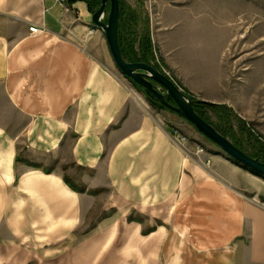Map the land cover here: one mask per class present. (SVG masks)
<instances>
[{
  "label": "crops",
  "instance_id": "1",
  "mask_svg": "<svg viewBox=\"0 0 264 264\" xmlns=\"http://www.w3.org/2000/svg\"><path fill=\"white\" fill-rule=\"evenodd\" d=\"M68 6L0 0V264H264V178L186 153L174 131L194 129L144 102L104 32L83 48L92 14ZM192 73L242 111L225 67Z\"/></svg>",
  "mask_w": 264,
  "mask_h": 264
},
{
  "label": "rangeland",
  "instance_id": "2",
  "mask_svg": "<svg viewBox=\"0 0 264 264\" xmlns=\"http://www.w3.org/2000/svg\"><path fill=\"white\" fill-rule=\"evenodd\" d=\"M75 1L66 0V13L71 10L68 3ZM120 3L135 16L133 29L137 34L135 50L138 55H141L140 43L145 35L151 45L149 63L141 60L128 62H145L154 66L192 100L203 98L206 82L203 75H193V68L198 66L205 72H214L218 67L228 70V85L234 90L237 86L241 87V107L244 110L236 111L229 105L209 101L197 104H220L231 110L232 118L227 126L214 108H205L204 114L212 124L227 133L228 136L225 137L233 144L235 142L248 155L260 157L264 161V0H119V8ZM98 8L99 6L92 11L88 7L90 14ZM105 10L104 22L109 14V3ZM77 22L81 24L80 20ZM71 26L73 28L76 25ZM90 29L94 30L92 34L88 32ZM98 30L103 33L102 29L91 24L87 32L80 37L79 42L83 48L86 47L87 39ZM163 47L175 56L172 68L162 56ZM190 52L200 57L199 60L193 58L188 62L187 56ZM129 81L148 105L160 112L181 118L194 129L190 133L180 130L177 126V130H180L177 131L180 141H187L184 146L186 153H193L201 162L205 158L204 153L196 154L198 147H203L204 151L208 148L219 149L180 115L166 107L159 109L153 106L145 93L146 90ZM167 97L169 96H165L166 101L174 104L173 100ZM179 132L186 137L184 141L181 140L183 135Z\"/></svg>",
  "mask_w": 264,
  "mask_h": 264
},
{
  "label": "water",
  "instance_id": "3",
  "mask_svg": "<svg viewBox=\"0 0 264 264\" xmlns=\"http://www.w3.org/2000/svg\"><path fill=\"white\" fill-rule=\"evenodd\" d=\"M108 3L110 10L107 21L104 22L105 7ZM91 23L103 30L112 58L118 70L126 78L155 95L160 104L186 119L199 133L218 146L231 159L264 177V161L260 157H252L242 151L194 110V103H209L208 101L190 99L171 79L148 63L125 60L120 50L118 38L119 0H101L99 8L92 14ZM166 95L173 100L174 104L166 101Z\"/></svg>",
  "mask_w": 264,
  "mask_h": 264
},
{
  "label": "trees",
  "instance_id": "4",
  "mask_svg": "<svg viewBox=\"0 0 264 264\" xmlns=\"http://www.w3.org/2000/svg\"><path fill=\"white\" fill-rule=\"evenodd\" d=\"M88 4V7L90 10H94L99 6L100 0H85ZM133 12L130 11L128 8H124L122 3H120V17H121V22L119 25L118 29V38H119V46L121 53L123 57L127 61H133V60H141L145 62H150V57H151V45L150 41L148 39V36H144V39L142 40V43H140V53L141 55H138L137 50H135V42L137 41V34L135 30L133 29V23L135 24V16L132 14ZM149 101L153 106L159 109H165L164 106H162L155 95L152 93L145 91ZM169 99V97H167ZM194 110L208 123L213 125L222 135L228 136L227 133L212 124L209 119L205 116L204 114V109L205 108H214L217 110V112L221 115L220 118L225 121L224 125H229L231 122V110H229L226 106L220 105V104H210V105H205V104H194L193 105ZM235 145H237L234 142ZM238 146V145H237ZM240 147V146H238ZM241 148V147H240ZM235 163L239 164L237 161L233 160ZM241 165V164H239ZM243 168L253 172L254 174L261 176L259 173L256 171L250 169L247 166L241 165ZM262 177V176H261ZM264 178V177H263Z\"/></svg>",
  "mask_w": 264,
  "mask_h": 264
},
{
  "label": "built area",
  "instance_id": "5",
  "mask_svg": "<svg viewBox=\"0 0 264 264\" xmlns=\"http://www.w3.org/2000/svg\"><path fill=\"white\" fill-rule=\"evenodd\" d=\"M57 3L60 5V6H62V7H64V9H65V3H66V0H57ZM45 31V27H43V26H41V25H31L30 27H29V32L31 33V34H38V33H42V32H44ZM93 29H90L88 32L90 33V34H92L93 33ZM174 133L176 134V135H178V132L177 131H174ZM180 140V139H179ZM181 140H185V138L184 137H181ZM204 153V149H203V147H198L197 148V152H196V154L197 155H201V154H203ZM202 163H205V164H208L209 163V160L207 159V160H204V161H201Z\"/></svg>",
  "mask_w": 264,
  "mask_h": 264
},
{
  "label": "bare ground",
  "instance_id": "6",
  "mask_svg": "<svg viewBox=\"0 0 264 264\" xmlns=\"http://www.w3.org/2000/svg\"><path fill=\"white\" fill-rule=\"evenodd\" d=\"M224 153V152H223Z\"/></svg>",
  "mask_w": 264,
  "mask_h": 264
}]
</instances>
